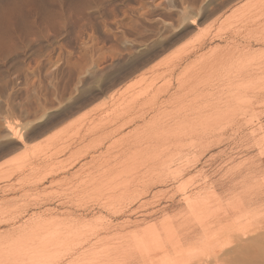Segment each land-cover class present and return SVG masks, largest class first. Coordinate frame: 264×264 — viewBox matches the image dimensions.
<instances>
[{"label":"rangeland","instance_id":"rangeland-1","mask_svg":"<svg viewBox=\"0 0 264 264\" xmlns=\"http://www.w3.org/2000/svg\"><path fill=\"white\" fill-rule=\"evenodd\" d=\"M263 168L264 0H0V249L35 225L26 264H146L168 219L185 254L191 199Z\"/></svg>","mask_w":264,"mask_h":264},{"label":"bare ground","instance_id":"bare-ground-1","mask_svg":"<svg viewBox=\"0 0 264 264\" xmlns=\"http://www.w3.org/2000/svg\"><path fill=\"white\" fill-rule=\"evenodd\" d=\"M15 127L13 126V124L7 125V128L10 131H12L13 134L19 135L18 134L19 131H17V129H16L17 127L16 128ZM257 174H259V173H257ZM252 181H254V180H252ZM246 183H243V184L246 185ZM249 183H253V182L250 181ZM257 184L259 185V183H257ZM241 188L243 189L244 187H241ZM263 188L264 187L257 186V185L254 187L250 186L247 190L245 188L246 191H243L242 192L243 194L242 195L240 194L239 198L237 197L238 201L236 199L235 203L234 202L233 203L232 202L231 203L223 202V199H221L223 197L222 193H220L222 196L221 198L212 196V198H210L209 200L206 199V197L205 198L203 197L202 199H199L198 197L196 199H193L194 198L193 197L192 198L193 200L191 199V204H189L190 206H188V207H191L192 213H191V215H188L186 217L185 223L187 222V220H189V221L192 220V222L195 220L196 223L198 222L197 223L198 225L195 226L197 229H193V230H189V231L185 232V254H182V252L184 250H183V248L181 249V247H180V246H183L181 244H182L184 237H182L183 235L181 236L177 231H175V229L172 230V228H174V227L171 225V223L170 224L168 223V224L170 226H172V228L169 229L166 227V226H168L166 223L168 219H165V223H163L164 226L166 224V226L164 227V232H163V230L160 231V228L159 229L152 228L153 232L150 230L151 234L148 233L149 235H145V234H147V233H145L144 236H142V235L135 236V238L132 241V243L135 246V249H134V252L131 251V252H129V254L131 253L135 257L141 256L142 259L145 260V262L146 261H148L147 263L150 262L149 264H151V263L152 264H156V263H158V264H172L173 263L174 264L175 263L174 261L178 260L177 258H179V260H178L179 262L177 261L179 264L180 259H182L184 256H185L184 257L185 258L184 259L185 264H264V258H263L264 257V248H262V249L260 248V247H264L263 246V243H264V241H263V238H264V232H263L264 231V213L263 212L264 211L261 212L263 207H264V189ZM240 189L238 188V191ZM233 190H235V189H233ZM251 190H253L255 193L254 195L252 194L253 196H251V194H250ZM238 191H236V192H238ZM228 192H226V193H228ZM231 194H232V192H231ZM233 194H234V192H233ZM204 196H207V195H204ZM226 197H229L227 199L231 198L230 195L226 196ZM187 199H189V198H187ZM188 203H190V202H188ZM230 208H232V209H230ZM195 224H193V225H195ZM43 225L46 226V225H51V224H50V222L49 223L47 222L45 224L43 223ZM33 226L35 227V225H33ZM39 226L41 228L42 227L45 228L44 226H41V225H39ZM34 227L33 228L32 227H30V228L29 227H23V228H21L22 230L19 231V233L18 232L16 233V234H19L18 236L11 237L12 239H15V240L11 241V242H13L12 244H15V243H17V244H15V246H13L11 251L0 249V264H23V263L26 264L24 261V259L26 257V254L24 253L25 249H22V247L19 246L18 242H20L21 240H23L27 237H34V235H36V233H37L36 232L37 228H34ZM61 228H62V226H61ZM256 228H258L257 229L258 231L256 230ZM198 229H200V230L198 231ZM253 229L256 230L257 233ZM260 229H262V230L259 231ZM251 230H253V232H255L256 235L258 234L257 236H259V234L262 232L263 236H261V234H260V236L262 238L263 243L261 242L262 246H260L261 243H258V245H259L258 248L263 250V252H261L258 248H256L258 251H260V256H259V253H257V252H256L255 256L254 255L252 256L251 254H252V252H254L253 250H251L253 248L252 247L253 245L251 243H250V245H248L249 243L243 244V248H241L243 250V252L241 254H238V255H240V257L234 258L235 254L232 255V252L235 253L237 251V253H238L240 251L239 248H238L239 251L237 250V247L234 243H236L238 240L241 243V240H242L241 237H243V236H241L240 239H238V237L235 236L236 233L239 232V233H242V235L246 234V236L244 235V237H247V233L250 235L252 234ZM249 231L251 233H249ZM54 233H55V231H54ZM250 235H248V236L253 237L252 235L251 236ZM256 235H254V236L257 237ZM255 237H253L255 239L254 242H256V240H258V239H259L258 241H260L261 238L258 237V239H256ZM235 238H237V240ZM248 239H247V241H249ZM250 240L253 241L252 238ZM245 241L242 240V242H245ZM194 242H195V244H194ZM36 245H37V242L34 246L31 245L33 251H37V250H34V248L38 249V247ZM42 245H43V247L47 246V245H45V242H43ZM128 245H129V243H128ZM232 245H235V246H232ZM240 245H242V244H240ZM227 246H231V247H229V249L227 250V248H228ZM256 246H257V244H256ZM233 247H236V248H234V249H236V251L231 249ZM230 249L232 250V252H230L231 254L230 253L229 254H230V256H233V257L227 259V257L225 255L223 256V254L227 255L228 253H226V252L227 251L229 252ZM250 250H251V252H250ZM11 256L13 257V259L15 261H11L9 259ZM224 257H226V258H224ZM181 262H183V259ZM175 264H177V263H175Z\"/></svg>","mask_w":264,"mask_h":264}]
</instances>
